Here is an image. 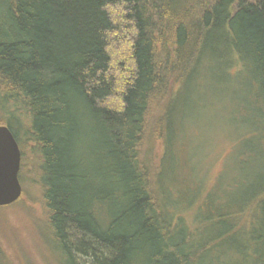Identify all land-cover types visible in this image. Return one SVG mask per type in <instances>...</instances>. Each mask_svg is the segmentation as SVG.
Returning <instances> with one entry per match:
<instances>
[{
    "label": "trees",
    "instance_id": "trees-1",
    "mask_svg": "<svg viewBox=\"0 0 264 264\" xmlns=\"http://www.w3.org/2000/svg\"><path fill=\"white\" fill-rule=\"evenodd\" d=\"M207 62L264 136V0H0V126L38 154L67 264H264V176L226 204L178 156L186 87H214ZM155 102L165 152L151 178ZM200 201L192 228L182 213Z\"/></svg>",
    "mask_w": 264,
    "mask_h": 264
},
{
    "label": "rangeland",
    "instance_id": "rangeland-1",
    "mask_svg": "<svg viewBox=\"0 0 264 264\" xmlns=\"http://www.w3.org/2000/svg\"><path fill=\"white\" fill-rule=\"evenodd\" d=\"M207 63L201 68L199 75L200 77L206 75L204 72L206 69L210 79L216 76L218 71L216 67L212 65L209 67L210 63ZM218 78L219 76L212 78L214 80L211 85L214 87L210 86V89L206 84L197 91L191 90L192 86L186 87L181 101L184 102L185 99L189 106L187 113L184 112L186 117L183 118V122H178V124L182 123L180 127L184 125L183 130L180 131L178 156L187 164L189 173L187 176L196 186L202 182L205 193L216 189V199L222 198L221 202L226 201V204L231 200L233 204L236 197L245 193V187L253 185L256 179L264 176V136L251 132L253 127L251 118L244 113V110H236L233 104L236 103V99L231 102L233 105H227L226 100L229 96L235 97L232 92L220 89L216 83ZM203 80H205L203 77L199 79L201 83ZM161 113L162 103L155 102L151 106L141 143V160L148 167L151 178L159 170L165 152L159 122ZM256 129L257 132L263 131L264 134V127ZM249 132L254 136L251 137ZM253 138L258 139L262 145L257 149L263 150L262 155H255L259 159L252 158L253 152L252 155L247 156L248 140ZM19 146L22 153L19 180L23 194L15 204L0 208V264H67L53 239V231L47 221L43 200L44 189L36 182L39 179L38 154L27 142H22ZM244 155L249 163L246 168L241 169L240 162ZM213 203L214 199H211L210 204ZM202 205L200 201L182 213L187 224L189 223L192 228L196 226L194 216L197 208ZM221 211L215 210L216 213ZM239 216L243 217L244 214ZM204 219L211 220L209 215H204L200 221ZM210 223L215 222H209V227L212 228L213 224ZM207 226L208 224L205 227ZM235 236L238 238L240 233ZM201 243V237L193 241L195 246H200ZM83 262L87 263L84 260Z\"/></svg>",
    "mask_w": 264,
    "mask_h": 264
},
{
    "label": "water",
    "instance_id": "water-1",
    "mask_svg": "<svg viewBox=\"0 0 264 264\" xmlns=\"http://www.w3.org/2000/svg\"><path fill=\"white\" fill-rule=\"evenodd\" d=\"M21 161L17 140L7 126H0V208L11 206L22 197Z\"/></svg>",
    "mask_w": 264,
    "mask_h": 264
}]
</instances>
